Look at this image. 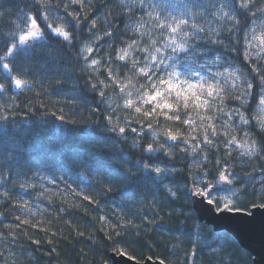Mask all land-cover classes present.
I'll use <instances>...</instances> for the list:
<instances>
[{"label":"snow or ice","instance_id":"obj_1","mask_svg":"<svg viewBox=\"0 0 264 264\" xmlns=\"http://www.w3.org/2000/svg\"><path fill=\"white\" fill-rule=\"evenodd\" d=\"M94 2L99 4L100 0ZM92 4L93 0H29L27 10H22L18 17L21 23H15L7 33H0V79L7 82L0 83V96H6L9 91L34 90L35 81L29 78L33 69L23 58L35 56L37 48L51 42L58 46L43 53L51 63L65 50L76 49L75 59L82 72L91 70L98 74L101 66L107 65L105 80L93 82L91 76L86 77V86L98 95L99 103L106 109L101 113L105 124L98 127L121 140L131 134L132 147H142L151 163L133 162L123 153L98 152L95 146L83 147L86 137L73 136L65 137L67 142L58 145L55 167L71 178L78 175L73 172L77 162L90 166L106 173L111 183L122 180L129 190L123 195H131L132 190L148 183L157 189L164 187L176 197L177 192L168 184L175 183L172 177L177 169L162 165L159 156L175 159L173 149L179 146V151L190 158L183 184L194 205L211 207L219 213L240 211L236 164L243 166L264 159V0H119L120 12H108L105 4L103 16L101 9H94ZM98 21L103 26L102 35ZM129 33L131 36L123 39ZM118 36L123 46H115ZM101 41L108 43L114 56L96 58ZM209 45L226 50L232 45L233 52L236 45H242V61L247 67L227 60L209 49ZM208 51H213L211 58ZM114 61L120 63L114 65ZM212 66L216 67L215 71ZM109 87L117 92L122 106L106 97L105 89ZM228 99L238 101L239 106L226 111ZM13 107H19L14 96L10 105L0 104L4 109L0 112V140L13 135L9 130L14 120ZM121 108L125 112L123 122L117 114ZM93 111L101 112V109L97 107ZM56 118L61 123L68 122L63 115ZM217 120H222L219 127ZM237 127L244 129L241 138L239 133L231 134ZM250 128L256 130L260 139L252 136ZM145 132L151 142L140 145ZM86 136L91 137L92 132ZM234 152L239 160L233 156ZM4 158L8 159L7 154ZM22 163L17 161L16 167ZM16 167L9 160L0 168V205L20 213L14 216L18 223H7L4 227L39 228L42 221L32 223L28 218L35 213L32 200L25 197L50 200V189L43 181L54 185L57 180L37 169L29 175ZM59 180L68 186L65 176ZM71 191L94 203L82 190ZM261 199L264 200V195ZM253 207L264 208V202ZM22 216L25 218L21 219ZM6 219V213L0 211V222ZM7 238L8 234L0 231V240ZM160 264L165 262L161 260Z\"/></svg>","mask_w":264,"mask_h":264},{"label":"trees","instance_id":"obj_2","mask_svg":"<svg viewBox=\"0 0 264 264\" xmlns=\"http://www.w3.org/2000/svg\"><path fill=\"white\" fill-rule=\"evenodd\" d=\"M28 2L29 0H0V33H7L14 28L15 23H21L18 17L22 10H27ZM105 4L108 12H120L119 0H113V3L100 0L99 4L93 0L92 7L101 9L100 15L103 16ZM97 23L102 35L103 26L99 21ZM119 27L122 29L123 25L120 24ZM129 36L131 33L123 36V39L127 40ZM119 40L118 36L115 46H123ZM225 43H229L228 40ZM56 47L58 46L51 42L37 48L35 56L23 58L33 69L29 78L35 81L34 90L20 93L9 91L6 96H0V104L7 102L10 105L14 96L15 103L19 105L12 109L14 120L9 130L13 135L0 140V168L9 160L14 167L17 161H22L16 167L17 171L31 175L37 169L42 175L57 180L54 185L43 181L45 187L50 189V200L25 197L32 200L31 206L35 213L28 218L32 223L42 221L39 228L30 225L5 228L4 224L18 223L14 216L20 213L0 205V211L7 215V219L0 222V231L8 234L7 239L0 240V264H111V255L122 253L137 261L151 258L163 260L165 264H254L255 258L241 248L230 234L215 232L212 227L198 221L191 198L185 194L187 187L183 184L190 158L179 151V146L173 149L175 159L159 156L162 165L177 169L172 177L175 183L168 184V187L177 192L176 197L167 193L164 187L157 189L155 185L148 183L132 190L131 195H123L129 190L122 180L111 183L106 173L98 172L90 166H82L77 162L73 165V172L78 175L74 174L71 178L54 166L58 145L67 142L65 137L73 136L86 137L83 147L95 146L98 152L123 153L133 162L144 160L151 163L142 147H132L134 137L131 134L127 139L121 140L98 127L105 124L101 113L106 109L105 105L99 103L98 95L93 94L86 86V77L91 76L93 82L105 80L104 67L107 65H102L98 74L91 70L82 72L80 63L75 59L76 49L65 50L57 55L55 63H51L43 53ZM231 47L232 45L226 50L224 47L209 45V49H213L215 53L246 68L247 65L242 61V45H236L235 52L230 50ZM106 54L114 56L115 53L107 42L101 41L96 58L105 57ZM212 55L213 51H208V58ZM138 57L143 58L140 54ZM119 63L114 61V65ZM212 67L215 71L216 67ZM0 83L7 82L0 79ZM113 92L112 87L105 89L106 97L115 99ZM115 102L121 106L123 104ZM238 106V101L228 99L225 110ZM97 107L101 112L93 111ZM3 111L0 108V112ZM52 113L56 115L53 116ZM117 114L123 122L124 110L118 109ZM60 115L68 122L61 123L56 118ZM164 124L165 121L161 118V125ZM216 124L219 127L222 120H217ZM243 130L242 127H237L231 134L239 133L238 138H241ZM248 130L255 139H260L255 129ZM89 132H92L91 137L86 136ZM220 139L224 138L221 136ZM80 142L78 139L77 143ZM150 142L151 139L145 132L139 144L147 145ZM5 154L8 156L7 160L4 158ZM233 156L239 160L237 153L234 152ZM4 170L7 173L8 170ZM235 171L240 177L236 189L240 192L238 206L240 211L250 213L255 208L253 204L264 202L261 199L264 195V159L252 160L243 166L237 163ZM60 176H65L68 186L59 180ZM109 187L111 191H108ZM71 189L82 190L92 197L94 203L74 195ZM101 217H106V220ZM41 228L48 230L41 231Z\"/></svg>","mask_w":264,"mask_h":264},{"label":"water","instance_id":"obj_3","mask_svg":"<svg viewBox=\"0 0 264 264\" xmlns=\"http://www.w3.org/2000/svg\"><path fill=\"white\" fill-rule=\"evenodd\" d=\"M192 207L199 222L213 228L215 232L230 234L255 259L254 264H264V208L255 207L250 213L242 211L214 212L211 207L195 204ZM111 264H160L151 258L137 261L126 254H112Z\"/></svg>","mask_w":264,"mask_h":264},{"label":"rangeland","instance_id":"obj_4","mask_svg":"<svg viewBox=\"0 0 264 264\" xmlns=\"http://www.w3.org/2000/svg\"><path fill=\"white\" fill-rule=\"evenodd\" d=\"M113 95L115 96V99H113L114 101H118L119 97L117 96V92H113ZM238 192V191H237ZM240 192H238L239 195ZM192 203V202H191ZM193 208V207H192ZM201 223V222H200Z\"/></svg>","mask_w":264,"mask_h":264},{"label":"bare ground","instance_id":"obj_5","mask_svg":"<svg viewBox=\"0 0 264 264\" xmlns=\"http://www.w3.org/2000/svg\"><path fill=\"white\" fill-rule=\"evenodd\" d=\"M118 102H123L122 100L118 99Z\"/></svg>","mask_w":264,"mask_h":264}]
</instances>
